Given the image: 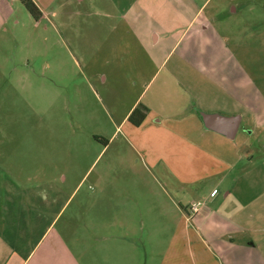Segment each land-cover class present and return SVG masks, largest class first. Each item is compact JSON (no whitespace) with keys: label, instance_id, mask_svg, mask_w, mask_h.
Returning a JSON list of instances; mask_svg holds the SVG:
<instances>
[{"label":"crops","instance_id":"crops-1","mask_svg":"<svg viewBox=\"0 0 264 264\" xmlns=\"http://www.w3.org/2000/svg\"><path fill=\"white\" fill-rule=\"evenodd\" d=\"M34 1L51 22L71 6L92 19L107 141L88 156L0 143V264H264V101L248 69L264 53V0ZM201 112L240 115L236 137Z\"/></svg>","mask_w":264,"mask_h":264},{"label":"rangeland","instance_id":"rangeland-1","mask_svg":"<svg viewBox=\"0 0 264 264\" xmlns=\"http://www.w3.org/2000/svg\"><path fill=\"white\" fill-rule=\"evenodd\" d=\"M88 3L94 4L84 2ZM56 4L44 7L54 12ZM84 4V11L89 10ZM68 8L65 16L50 15L51 22L43 15L36 20L22 0L0 1V143L46 141L58 150L61 143L71 144L88 156L87 143L98 140L96 136L107 139L99 130L102 101L93 95V87L104 94L97 77L107 72L105 55L90 41L92 19L74 12L75 6ZM99 8H106L100 0ZM102 23L96 24L99 27ZM255 56L248 69L257 84L249 89L264 101V53ZM258 143H264V132ZM38 153L33 157H41ZM259 154L264 159V148H259ZM102 231L97 230L99 237L106 235ZM149 231L140 230L135 239L140 253L147 256L153 254L145 240L151 235Z\"/></svg>","mask_w":264,"mask_h":264},{"label":"water","instance_id":"water-1","mask_svg":"<svg viewBox=\"0 0 264 264\" xmlns=\"http://www.w3.org/2000/svg\"><path fill=\"white\" fill-rule=\"evenodd\" d=\"M202 119L207 128L235 138L240 128L241 116H224L219 113L201 112Z\"/></svg>","mask_w":264,"mask_h":264},{"label":"trees","instance_id":"trees-1","mask_svg":"<svg viewBox=\"0 0 264 264\" xmlns=\"http://www.w3.org/2000/svg\"><path fill=\"white\" fill-rule=\"evenodd\" d=\"M22 1L25 4L27 10L35 17L36 20H39L42 17L43 12L34 0H22ZM146 112H147L146 107L138 106L130 114L129 120L135 125H140L146 116ZM96 138L104 143L107 141V139L100 138L99 136H96Z\"/></svg>","mask_w":264,"mask_h":264},{"label":"built area","instance_id":"built-area-1","mask_svg":"<svg viewBox=\"0 0 264 264\" xmlns=\"http://www.w3.org/2000/svg\"><path fill=\"white\" fill-rule=\"evenodd\" d=\"M199 205L198 204H192L191 206H190V210L192 211V212H197L198 210H199Z\"/></svg>","mask_w":264,"mask_h":264}]
</instances>
